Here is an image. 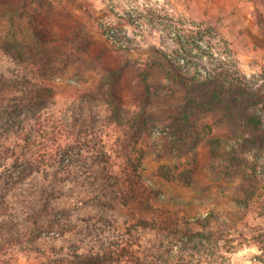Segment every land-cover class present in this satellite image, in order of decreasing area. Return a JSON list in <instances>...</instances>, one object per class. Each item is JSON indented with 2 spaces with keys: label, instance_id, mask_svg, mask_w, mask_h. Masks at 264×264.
I'll return each mask as SVG.
<instances>
[{
  "label": "rangeland",
  "instance_id": "obj_1",
  "mask_svg": "<svg viewBox=\"0 0 264 264\" xmlns=\"http://www.w3.org/2000/svg\"><path fill=\"white\" fill-rule=\"evenodd\" d=\"M13 8L18 23L20 18L25 26L35 20L39 35L57 38V44L47 49L55 66L66 61L65 78L83 73L90 85H103L107 96L112 84L121 99L119 111L129 115L147 100L148 126L133 139L139 146L130 155L140 164L138 172L145 182L155 189L154 194L128 192L117 167L108 169L96 161L93 176L83 178L91 189L84 193L74 183L62 187L64 194L53 206L65 212V221L53 225L34 248L65 252L73 248L82 254L135 228L134 237L146 245L159 234L142 223L154 218L161 223L195 221L213 212L219 224H237L236 216L246 213L233 201L240 194L237 187L243 173L255 170L264 179V145L250 146L232 132L257 128L249 131L264 140V0H0V12ZM0 24L6 26L7 21ZM29 46L34 42L29 41ZM15 50L23 53L24 61L0 48V72L30 78L27 46ZM170 65L196 81L211 80L218 107L177 121L186 90L171 77ZM112 71L117 73L114 78ZM13 95L8 91L0 97L8 101ZM61 103L51 112L68 119L69 142L81 132L90 146H104L116 164L123 162L121 143H129L131 135L123 138L111 123L104 100ZM230 112L241 119L232 121ZM181 128L183 135L177 133ZM93 160L90 155L87 163ZM162 165L169 168L168 177L160 173ZM13 202H18L15 197ZM261 222L264 219L251 212L243 219L251 226ZM242 243L224 254L225 264H260L255 260L257 247L248 239ZM33 258V253L17 248L7 251L0 264H34Z\"/></svg>",
  "mask_w": 264,
  "mask_h": 264
},
{
  "label": "trees",
  "instance_id": "obj_2",
  "mask_svg": "<svg viewBox=\"0 0 264 264\" xmlns=\"http://www.w3.org/2000/svg\"><path fill=\"white\" fill-rule=\"evenodd\" d=\"M15 15V8L11 12H0V21H7L6 26L0 24V48L7 55L24 61L23 53L15 48L26 45L29 56L25 64L32 76L16 74V78H12L0 72V94L8 91L14 94L8 101L0 97V258L7 255V251L19 248L21 253H33L34 264H225L224 254L235 251L234 244L248 239L249 245H255L259 251L255 260L264 264V222L252 226L243 223L250 212L256 219H264V179L256 176L255 170L243 173L237 187L240 196L233 198L235 204L246 211L243 217L236 216L239 218L237 224H219L213 212L195 221L183 219L182 222L170 220L161 223L154 218L142 223L159 234L155 242L146 245L134 237L133 232L138 233L135 228L133 232L125 230L120 239L107 242L96 251L91 248L82 254L73 248L69 252L55 247L47 250L34 248L35 242L50 233L53 225H62L65 221V212L53 206L64 194L65 185L74 183L73 187L84 193L91 189V183L83 178L93 176L96 161L107 164L108 169L117 167L128 192L142 190L154 194L155 189L145 182L138 172L140 164L133 162L130 155L139 146L138 140L134 143L133 139L148 126L147 100L138 104L133 115H129L119 111L121 99L111 89L112 84L108 86L107 96L103 85H90L89 78L83 73L71 80L65 78L62 67L66 66V61L61 60V67L55 66L57 62L47 49L51 44H57V38L39 35L38 28H35L39 25L35 20L31 19L30 25L25 26L24 20L20 18L18 23ZM29 41H33L35 46L30 48ZM170 66L171 77L186 90L177 121L184 120L183 116L189 119L202 110L218 107L216 92H211V80L196 81ZM116 74L112 71L110 78ZM98 98L109 106L111 123L119 129L122 137L128 140L131 135L129 143L125 140L121 143L123 162L120 164L108 156L104 146H90L87 138L80 136L81 132L69 142L72 137H68V119L63 114L55 117L51 112L58 102L80 103ZM233 106L235 108L236 105ZM228 115L232 121L241 119L233 112ZM255 123L258 122L255 120ZM249 129L257 128H246L241 133L234 128L232 132L243 137L250 146L264 145V140ZM183 132V128L177 130L179 135ZM90 150L91 153L96 152L95 156ZM90 155L94 160L87 163ZM167 168L166 165L160 167V173L165 177L170 171ZM61 170L63 175H60ZM13 197L17 203L13 202Z\"/></svg>",
  "mask_w": 264,
  "mask_h": 264
}]
</instances>
